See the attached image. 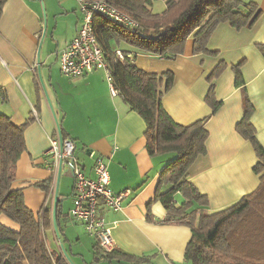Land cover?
<instances>
[{"label":"crops","instance_id":"obj_1","mask_svg":"<svg viewBox=\"0 0 264 264\" xmlns=\"http://www.w3.org/2000/svg\"><path fill=\"white\" fill-rule=\"evenodd\" d=\"M242 1L255 2L264 11V0ZM79 6V0H6L3 6L0 88L7 100L0 95V113L9 116L17 126L33 119L25 131L26 149L18 161L13 188L23 190L26 205L37 216L41 213L42 218L48 202L54 212L51 190L44 191L37 183L52 178L45 153L50 137L60 126L75 140L77 157L88 177H96L94 158L90 156L94 152L108 165L112 190L132 191L120 211H104L107 223L115 225L117 251L111 262L95 260L94 264H133L121 259L122 254L145 259L141 264H190L185 260L192 236L190 228L162 223L167 218L166 209L160 201H154L160 173L174 155L149 154L144 119L131 110L121 95L112 96L106 70L80 77H66L60 71L59 52L73 40L81 24ZM164 9L163 1L153 5L157 13ZM262 44L264 17L242 30L227 23L218 26L208 45L210 50L220 53L218 57L194 54L193 38L188 39L184 54L173 59L139 54L125 43L119 48L120 52H129V57L146 72L174 73V85L164 95L163 104L175 122L190 125L209 117L207 154L196 160L187 175L188 181L209 199V205L203 209L206 214L233 206L260 183V176L254 172L258 162L254 148L237 132L236 126L244 116L249 97L255 108L252 123L264 147V54L259 48ZM222 59L228 67L214 81L216 97L222 106L213 115L206 102L208 77ZM242 61L246 85L237 88L232 67ZM73 185L72 177L68 194H59L68 197L56 214L63 252L71 261L73 257L83 263L85 258L77 250L83 245H92L95 250L97 242L83 225L68 216L73 206ZM177 200L178 203L183 200L180 194ZM150 203L153 220L147 217ZM0 221L11 229H20L4 215ZM49 231L56 242L55 223L51 222Z\"/></svg>","mask_w":264,"mask_h":264},{"label":"trees","instance_id":"obj_2","mask_svg":"<svg viewBox=\"0 0 264 264\" xmlns=\"http://www.w3.org/2000/svg\"><path fill=\"white\" fill-rule=\"evenodd\" d=\"M106 1L139 23L138 29L129 32L106 18L95 17V33L104 51L112 82L131 110L144 119L149 154L152 157L176 154L160 173L154 198L167 212L162 223L190 228L192 236L185 250V260L190 264H264V147L252 123L255 108L249 97L244 116L236 129L254 148L258 158L254 172L260 176L259 186L233 206L206 214L203 209L209 205V199L188 181L187 175L196 160L207 154L209 132L206 124L209 117L190 125L175 122L163 104L164 95L174 85V73L146 72L135 64L127 51H121L123 60L118 56L119 48L125 43L139 54L173 59L184 54L188 39L193 38L194 54L218 57L220 53L208 47L218 26L227 23L236 30L252 27L264 17V11L257 3L242 0ZM157 1L165 3V9L160 13L153 10ZM5 2L0 0V18ZM259 48L264 54V44ZM244 63L242 61L232 67L237 88L246 85L242 73ZM227 67V62L220 60L208 77L210 89L206 102L213 115L222 106L216 97L214 81ZM0 95L7 100L1 88ZM32 121L29 118L17 126L9 116L0 113V216H6L20 226L19 230H14L0 221V264H70L64 252L60 249L54 251L47 244L51 222L60 232L59 214L54 215L48 202L42 218L41 213L37 216L26 205L23 190L13 188L18 161L26 149L25 131ZM60 131L67 136L62 127ZM37 186L49 192L52 178L37 183ZM178 194L183 199L180 203ZM65 198L59 196L58 208ZM151 205H148L149 220H153ZM94 248L99 252L97 245ZM114 254L98 255L96 262H111ZM120 258L136 264L146 262L126 254Z\"/></svg>","mask_w":264,"mask_h":264},{"label":"built area","instance_id":"obj_3","mask_svg":"<svg viewBox=\"0 0 264 264\" xmlns=\"http://www.w3.org/2000/svg\"><path fill=\"white\" fill-rule=\"evenodd\" d=\"M79 5L82 12L81 24L73 40L59 52L60 71L66 77H80L98 70H106L110 76V92L112 96H118L119 91L112 82L104 51L95 33L94 20L96 16H101L129 32L138 29L139 23L106 0H79ZM118 56L124 59L120 51ZM35 115L37 117L36 113ZM76 149L75 140L68 135L63 136L60 126H57L45 153L47 167L52 173L50 195H55L59 169L62 168V176L64 169L68 167L74 180L73 206L68 213L70 220L83 225L85 232L96 239L97 247L103 255L114 253L117 251L113 236L115 225L107 223L104 211H120L124 200L132 191L126 189L116 193L112 190L108 165L103 157L96 156L94 152H91L90 156L94 158L93 170L96 177H88L77 157ZM55 237L63 253L59 232Z\"/></svg>","mask_w":264,"mask_h":264},{"label":"rangeland","instance_id":"obj_4","mask_svg":"<svg viewBox=\"0 0 264 264\" xmlns=\"http://www.w3.org/2000/svg\"><path fill=\"white\" fill-rule=\"evenodd\" d=\"M154 12H156V11L154 10ZM172 155H174V158H175L176 154L172 153ZM71 180H72V176L70 175L69 168L67 167L65 169L63 175H62V178H61V185H60V190H59L60 195L68 194V189H70ZM67 197H68V195H67ZM66 208H68V206ZM47 241H48L49 247L52 250L59 251L58 246H56L55 239L52 236V233L50 231L47 232ZM92 243H93V241H92ZM77 252H80L84 256L85 261L82 263V260L75 259L72 257V261L74 264H94L95 260H96V256L100 255V253L98 251H97L98 252L97 253L95 250H93L92 245H87V246L83 245L81 247V249L77 250ZM81 259H82V257H81ZM103 264H107V263H103ZM133 264H136V263H133Z\"/></svg>","mask_w":264,"mask_h":264},{"label":"water","instance_id":"obj_5","mask_svg":"<svg viewBox=\"0 0 264 264\" xmlns=\"http://www.w3.org/2000/svg\"><path fill=\"white\" fill-rule=\"evenodd\" d=\"M45 36V31H44V35H43V38ZM43 41V39H42ZM61 171H62V168L59 169V174H58V180H57V187H56V191H55V195H54V214L56 213V210L58 208V200H59V186H60V179H61ZM67 199V198H65ZM65 257L68 259V261L70 263H72L71 259L69 258V256L67 255V253H65Z\"/></svg>","mask_w":264,"mask_h":264}]
</instances>
